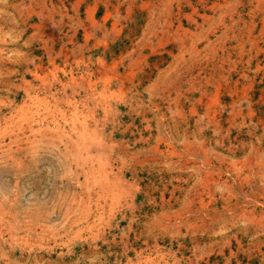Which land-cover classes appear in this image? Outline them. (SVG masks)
Listing matches in <instances>:
<instances>
[{"label": "rangeland", "instance_id": "obj_1", "mask_svg": "<svg viewBox=\"0 0 264 264\" xmlns=\"http://www.w3.org/2000/svg\"><path fill=\"white\" fill-rule=\"evenodd\" d=\"M0 264H264V0H0Z\"/></svg>", "mask_w": 264, "mask_h": 264}, {"label": "bare ground", "instance_id": "obj_2", "mask_svg": "<svg viewBox=\"0 0 264 264\" xmlns=\"http://www.w3.org/2000/svg\"><path fill=\"white\" fill-rule=\"evenodd\" d=\"M86 124H87V123H86ZM84 133H85V132H84ZM83 137H84V136H83ZM96 141H97V140H96ZM87 152H88V151H87ZM106 159H107V158H106ZM101 162H102V161H101ZM101 162H100V163H101ZM106 162H107V161H106ZM102 165H103V164H102ZM99 167H100V166H99ZM108 167H109V166H108ZM109 172H110V171H109ZM105 173H106V172H105ZM112 174H113V173H112ZM98 176H99V175H98ZM109 176H110V175H109ZM110 177H111V176H110ZM120 180H121V179H120ZM120 180H119V181H120ZM122 183H123V182H122ZM113 193H114V192H113Z\"/></svg>", "mask_w": 264, "mask_h": 264}]
</instances>
